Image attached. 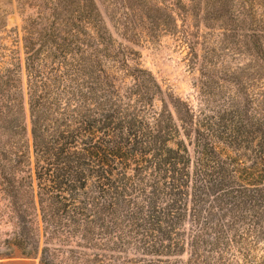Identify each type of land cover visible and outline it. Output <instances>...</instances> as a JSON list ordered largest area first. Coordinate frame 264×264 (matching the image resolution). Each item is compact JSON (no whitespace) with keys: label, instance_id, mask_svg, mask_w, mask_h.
I'll return each instance as SVG.
<instances>
[{"label":"rangeland","instance_id":"1","mask_svg":"<svg viewBox=\"0 0 264 264\" xmlns=\"http://www.w3.org/2000/svg\"><path fill=\"white\" fill-rule=\"evenodd\" d=\"M148 80L234 143L247 184L264 153V0H0V263L264 264V218L246 207L225 238H105L42 219L37 229L15 210L35 166L33 110L60 121L82 99Z\"/></svg>","mask_w":264,"mask_h":264},{"label":"trees","instance_id":"2","mask_svg":"<svg viewBox=\"0 0 264 264\" xmlns=\"http://www.w3.org/2000/svg\"><path fill=\"white\" fill-rule=\"evenodd\" d=\"M82 100L60 121L45 108L32 112L35 166L13 202L37 229L42 219L105 238H225L242 207L264 218V153L249 185L237 184L234 143L157 81Z\"/></svg>","mask_w":264,"mask_h":264}]
</instances>
